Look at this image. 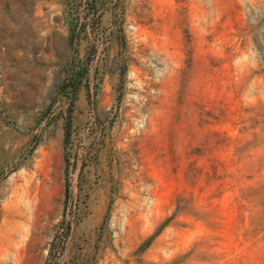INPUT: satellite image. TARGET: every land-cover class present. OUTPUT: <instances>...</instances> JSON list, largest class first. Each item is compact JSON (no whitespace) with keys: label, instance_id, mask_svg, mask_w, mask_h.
Masks as SVG:
<instances>
[{"label":"rangeland","instance_id":"374dc122","mask_svg":"<svg viewBox=\"0 0 264 264\" xmlns=\"http://www.w3.org/2000/svg\"><path fill=\"white\" fill-rule=\"evenodd\" d=\"M0 264H264V0H0Z\"/></svg>","mask_w":264,"mask_h":264},{"label":"crops","instance_id":"0c3cea01","mask_svg":"<svg viewBox=\"0 0 264 264\" xmlns=\"http://www.w3.org/2000/svg\"><path fill=\"white\" fill-rule=\"evenodd\" d=\"M11 2H12V0H11ZM15 7V6H14ZM14 7H13V5H11V7H8L6 10H4L3 12H5L6 13V15H12V13L14 12L13 11V9H14ZM13 8V9H12ZM12 9V10H11ZM34 15H38V16H41V15H56V14H58V13H56V12H53L52 10H51V8H48V9H45V8H42V7H39V6H37L36 5V7L34 8ZM7 30H11V31H15L16 30V28L14 27V26H12V25H8L7 26ZM52 31V30H51ZM50 31V32H51ZM65 34H66V29H65ZM50 43H51V45H53V44H56L57 42H61V41H64V39L62 38V37H60L59 35H52V37L50 38Z\"/></svg>","mask_w":264,"mask_h":264}]
</instances>
